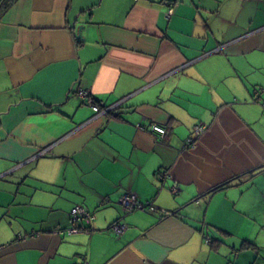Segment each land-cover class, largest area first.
I'll return each mask as SVG.
<instances>
[{
	"label": "crops",
	"instance_id": "0c3cea01",
	"mask_svg": "<svg viewBox=\"0 0 264 264\" xmlns=\"http://www.w3.org/2000/svg\"><path fill=\"white\" fill-rule=\"evenodd\" d=\"M226 217H264V0H0V264H264Z\"/></svg>",
	"mask_w": 264,
	"mask_h": 264
},
{
	"label": "built area",
	"instance_id": "2783aa9c",
	"mask_svg": "<svg viewBox=\"0 0 264 264\" xmlns=\"http://www.w3.org/2000/svg\"><path fill=\"white\" fill-rule=\"evenodd\" d=\"M169 11L171 12L172 9L170 8ZM77 94L86 102L88 103L96 113H101L104 111H112L114 108V105L112 104H106L101 100L96 99L91 91L87 88L84 87H79L77 89ZM140 125V124H138ZM152 130L156 132L159 136L163 137L167 133V128L164 125L158 124V123H153L152 124ZM194 130L196 134H200L202 131L205 130V126L203 124H196L194 126ZM189 142L191 144H195V139L193 137H189ZM121 204L124 206V208L128 211L134 210V209H145V208H150L155 210L156 207L152 205L149 202H142L141 200L138 199L137 195L133 192H128L125 193L121 198H120ZM71 216L74 222H79L82 221V219L87 218L88 220H92L95 218V214L91 211H89L84 205L82 204H77L72 207L71 209ZM126 224L122 223L120 221H115L111 224V228L115 230L117 233H121L124 231L126 228ZM85 228V227H84ZM80 226H72L69 228V231H78L80 230ZM80 264H90L87 259H84L83 261L80 262Z\"/></svg>",
	"mask_w": 264,
	"mask_h": 264
},
{
	"label": "rangeland",
	"instance_id": "374dc122",
	"mask_svg": "<svg viewBox=\"0 0 264 264\" xmlns=\"http://www.w3.org/2000/svg\"><path fill=\"white\" fill-rule=\"evenodd\" d=\"M226 218H227L228 229H230L229 231H231L232 233L231 235L228 236V238L226 237V240L241 242L242 240L245 241V239L250 238V240L254 244H257V246L261 248V250L263 251L261 256L264 257V217H226ZM244 233L246 234L248 233L250 237L244 238L243 236ZM218 257L219 255L213 257L212 259L213 262Z\"/></svg>",
	"mask_w": 264,
	"mask_h": 264
},
{
	"label": "water",
	"instance_id": "95a60500",
	"mask_svg": "<svg viewBox=\"0 0 264 264\" xmlns=\"http://www.w3.org/2000/svg\"><path fill=\"white\" fill-rule=\"evenodd\" d=\"M77 35H78V37H79L80 39H82V40L85 39V37H84V35H83V33H82V31H81L80 28H79V31H78Z\"/></svg>",
	"mask_w": 264,
	"mask_h": 264
},
{
	"label": "bare ground",
	"instance_id": "6f19581e",
	"mask_svg": "<svg viewBox=\"0 0 264 264\" xmlns=\"http://www.w3.org/2000/svg\"><path fill=\"white\" fill-rule=\"evenodd\" d=\"M117 105H118V103L116 105L114 104V107H117Z\"/></svg>",
	"mask_w": 264,
	"mask_h": 264
}]
</instances>
